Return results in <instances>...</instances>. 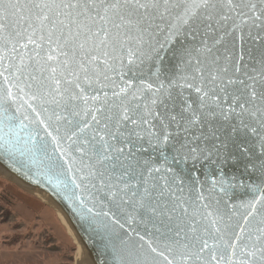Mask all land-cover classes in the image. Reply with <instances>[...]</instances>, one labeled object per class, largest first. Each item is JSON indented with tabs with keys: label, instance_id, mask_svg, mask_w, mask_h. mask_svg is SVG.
I'll return each instance as SVG.
<instances>
[{
	"label": "snow or ice",
	"instance_id": "1",
	"mask_svg": "<svg viewBox=\"0 0 264 264\" xmlns=\"http://www.w3.org/2000/svg\"><path fill=\"white\" fill-rule=\"evenodd\" d=\"M249 21L264 30V0H0V115L12 133L17 114L21 129L30 120L26 105L44 133L36 130L39 141L30 134L28 151L51 168L71 154L102 205L86 208L102 254L121 264H157L159 256L167 264H264V45L249 52L251 64L242 54L224 64L211 55L217 44L227 50L230 36L235 49L233 33ZM180 36L199 37L201 47ZM173 43L186 71L184 83L166 86L159 61ZM193 53L203 59L193 63ZM45 136L61 158L49 154ZM0 141L10 154L11 141ZM230 159L247 161L244 172L251 167L260 181L245 185L253 195L239 205L229 203L237 178L219 165L205 181L196 176L197 165ZM121 215L139 216L149 238L137 233L140 243H130L114 227L124 228Z\"/></svg>",
	"mask_w": 264,
	"mask_h": 264
},
{
	"label": "water",
	"instance_id": "2",
	"mask_svg": "<svg viewBox=\"0 0 264 264\" xmlns=\"http://www.w3.org/2000/svg\"><path fill=\"white\" fill-rule=\"evenodd\" d=\"M252 2L259 5L260 0H252ZM233 23L234 20L230 19L226 22V25L230 29ZM235 23L238 24L239 20H235ZM222 32L223 29H220V31L215 34L210 32L208 44L211 45L213 43L214 35L222 34ZM258 34L264 36V30L252 27L251 21H249L248 24H242L240 29H237V31L233 33V36L236 37L235 49L231 47L232 37L230 36L228 37V49L226 50L223 44H217L215 48H213L211 55L219 57L220 63L224 64L226 63L224 60L225 56L235 55L238 57L242 54L244 60L241 61V63L251 64L249 52L251 51L255 54V51L259 49L261 45H264V39H254ZM240 37H243V39H240ZM178 39L188 46L195 45L197 48L201 47L199 44V37H197L196 40H192L190 37L185 39L184 36H180ZM179 46V43H173L168 46L167 51L161 52L162 59L159 61V76L160 81L166 86L169 80H172L174 84L184 83L181 76L185 74L186 70L184 69V65L180 63L178 57L173 54V50ZM197 55H200L203 59V53H193V63H195ZM5 63H7V61H5ZM151 71H155V69L152 68ZM151 82L154 85L157 83L155 79ZM190 82L194 85L198 83V81ZM0 86H3L2 77H0ZM170 90L173 93L183 91L184 95L189 99L194 98L196 95L193 89L187 87L183 89L172 87ZM19 103H22V101ZM25 112L29 115L30 120H24L25 126L21 129L19 124L20 121L23 120V115L17 114L18 118L12 122L16 125L12 133H9L7 127L8 121L5 117L0 115V137L11 141V144L14 145L10 154H6L3 148L0 147V171L2 170V173L9 176L23 188L33 192L37 190L48 196L54 205L64 214L63 216L72 227L81 247L88 254L90 264H121L119 260H114L110 253L102 254V240L91 225V214L86 213V208L92 207L93 211L96 212L101 210L102 205L99 202H94V190L84 187V182L80 179L81 173L77 170V165L72 162L71 154L63 156L61 163H64V161H67V163H64V167L59 169L51 168L50 161L44 154L28 151V149L32 148V144L29 143L30 134L33 139L39 141V137L35 135L36 130L39 129L40 135H44V133L43 129L34 123L37 117L32 114L30 110H27L26 105L21 109V113ZM17 138H19L18 142ZM45 139L48 141V151L49 154H52V158H61L60 151L53 153V149L56 145L52 141V138L45 136ZM0 143H2V141H0ZM244 163H247V161L239 159L235 161L230 159L223 163L217 161L216 164H209L205 161L197 165L198 170L196 176L200 181H205L208 178V174L214 169H217V165H219L226 179H231L233 177L237 178L236 183L238 186L231 191V200L229 203L239 205L251 199L253 195L245 185L260 183L258 173L254 169L250 167L248 173L244 172ZM216 179H220L219 174H217ZM73 180L75 184H73ZM76 185L80 186L77 187ZM207 187L208 185L205 184V191ZM103 210H108V207H104ZM112 210L115 211V209ZM240 211H243V209H240ZM118 218L120 222L124 224V228L120 229L119 225H114V227L120 231L122 235L127 236L130 243H140L136 235L137 233L145 235L146 240L149 238L146 235L145 225L140 222L139 216L136 220L131 222H128L127 217L122 215ZM147 231H152L151 225H148ZM164 255H167V253L165 252ZM169 258L171 259V257ZM157 264H167V262L164 260L163 256H159L157 257Z\"/></svg>",
	"mask_w": 264,
	"mask_h": 264
},
{
	"label": "rangeland",
	"instance_id": "3",
	"mask_svg": "<svg viewBox=\"0 0 264 264\" xmlns=\"http://www.w3.org/2000/svg\"><path fill=\"white\" fill-rule=\"evenodd\" d=\"M0 171V264H78L59 212Z\"/></svg>",
	"mask_w": 264,
	"mask_h": 264
},
{
	"label": "bare ground",
	"instance_id": "4",
	"mask_svg": "<svg viewBox=\"0 0 264 264\" xmlns=\"http://www.w3.org/2000/svg\"><path fill=\"white\" fill-rule=\"evenodd\" d=\"M2 171V170H1ZM2 175L4 173H1ZM12 180V179H11ZM17 184V183H16ZM20 185V184H19ZM22 187V186H21ZM35 194L40 197L41 199H43L46 203H48L52 208H54L55 210H57L64 222V224L66 225L68 231L70 232L71 236L75 239L78 247H79V252H80V259H79V262L78 264H90V261H89V257H88V254L86 253V251L83 250V248L81 247L80 243H79V240L77 239V237L75 236V233L72 229V227L70 226V224L67 222L66 218L63 216L64 214L61 212V210H59L57 208L56 205H54V203L48 198V196H46L45 194L43 193H40L39 191H35Z\"/></svg>",
	"mask_w": 264,
	"mask_h": 264
}]
</instances>
